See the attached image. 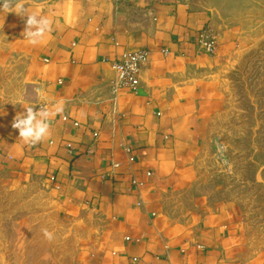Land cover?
Masks as SVG:
<instances>
[{
    "label": "crops",
    "instance_id": "1",
    "mask_svg": "<svg viewBox=\"0 0 264 264\" xmlns=\"http://www.w3.org/2000/svg\"><path fill=\"white\" fill-rule=\"evenodd\" d=\"M30 7L55 23L44 45H29L25 99L39 110L37 87L48 101L63 99L64 112L48 140L25 146L11 127L26 110L22 96L0 99V166L19 177L44 175L60 206L104 219L80 264H245L235 205L176 213L210 106L209 53L198 44L209 13L183 0ZM25 21L9 13L0 29L23 38ZM141 47L150 57L140 84L117 87L113 61Z\"/></svg>",
    "mask_w": 264,
    "mask_h": 264
},
{
    "label": "rangeland",
    "instance_id": "2",
    "mask_svg": "<svg viewBox=\"0 0 264 264\" xmlns=\"http://www.w3.org/2000/svg\"><path fill=\"white\" fill-rule=\"evenodd\" d=\"M183 1L209 13L207 28L219 45L207 54L210 106L176 213L232 203L244 263L264 264V0ZM29 58L26 40L0 29L1 100L22 96ZM104 224L99 215L60 206L44 175L19 177L0 166V264H80Z\"/></svg>",
    "mask_w": 264,
    "mask_h": 264
},
{
    "label": "clouds",
    "instance_id": "3",
    "mask_svg": "<svg viewBox=\"0 0 264 264\" xmlns=\"http://www.w3.org/2000/svg\"><path fill=\"white\" fill-rule=\"evenodd\" d=\"M9 13H15L21 18L26 17L22 39L26 40L27 44L32 47L44 45L47 42V37L54 30V19L31 8L29 0H0V19L3 20V24L6 15ZM128 67L130 70H135L134 63H130ZM117 71L121 79L126 74L119 68ZM25 92L26 89L19 104L26 110L17 112L11 127L18 130V140L23 145L33 146L51 137V122L57 115L63 114L65 101L63 99L48 101L46 97H42L40 90L36 87L34 92L38 97V102L42 103V107L39 110H34L35 105L25 99ZM41 231L48 241L54 239V233L47 228H43Z\"/></svg>",
    "mask_w": 264,
    "mask_h": 264
},
{
    "label": "built area",
    "instance_id": "4",
    "mask_svg": "<svg viewBox=\"0 0 264 264\" xmlns=\"http://www.w3.org/2000/svg\"><path fill=\"white\" fill-rule=\"evenodd\" d=\"M198 44L204 52L214 53L217 48L218 40L216 36L211 34L210 30L207 28L200 34ZM149 57V50L145 47H141L134 51L125 52L119 60L113 61L112 67L117 72L116 86L136 89L140 84L141 70L148 63ZM130 63L135 64V70L129 69L128 66ZM117 68L126 73L122 79L119 78ZM131 159H134V157Z\"/></svg>",
    "mask_w": 264,
    "mask_h": 264
}]
</instances>
